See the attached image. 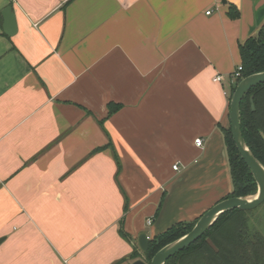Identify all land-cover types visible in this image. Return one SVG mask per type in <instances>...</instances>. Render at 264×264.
<instances>
[{
    "label": "crops",
    "instance_id": "1",
    "mask_svg": "<svg viewBox=\"0 0 264 264\" xmlns=\"http://www.w3.org/2000/svg\"><path fill=\"white\" fill-rule=\"evenodd\" d=\"M263 22L264 0H0V264H131L229 194L230 75Z\"/></svg>",
    "mask_w": 264,
    "mask_h": 264
},
{
    "label": "trees",
    "instance_id": "2",
    "mask_svg": "<svg viewBox=\"0 0 264 264\" xmlns=\"http://www.w3.org/2000/svg\"><path fill=\"white\" fill-rule=\"evenodd\" d=\"M229 16H238L234 7H230ZM239 54L242 71L231 88L229 102L243 78L264 71V22L254 36L239 45ZM119 107L109 104V115ZM240 127L246 145L264 166V83L252 88L241 101ZM222 133L232 188L221 200L253 196L257 190L256 184L235 148L230 127L222 130ZM260 206L264 208V202ZM245 213L238 209L224 213L201 238L169 258L165 264H264V236L248 230ZM197 220L175 223L152 238L147 252L143 254L145 260L150 262L158 250L187 234ZM138 258L139 254L136 253L131 259Z\"/></svg>",
    "mask_w": 264,
    "mask_h": 264
},
{
    "label": "water",
    "instance_id": "3",
    "mask_svg": "<svg viewBox=\"0 0 264 264\" xmlns=\"http://www.w3.org/2000/svg\"><path fill=\"white\" fill-rule=\"evenodd\" d=\"M3 32L7 36H12L16 32L15 20L11 7L4 10ZM264 83V71L252 74L243 78L235 87L229 102V127L235 148L249 169L256 184V193L250 197H232L224 199L213 205L204 212L196 221L193 228L182 237L165 245L147 262L143 256L149 247V238L145 232L138 235L137 248L139 258L131 264H165V262L183 251L199 238H201L224 213L230 210L251 211L259 207L264 202V166L254 157L242 136L240 127V103L246 94L254 87ZM4 238H0V243Z\"/></svg>",
    "mask_w": 264,
    "mask_h": 264
},
{
    "label": "rangeland",
    "instance_id": "4",
    "mask_svg": "<svg viewBox=\"0 0 264 264\" xmlns=\"http://www.w3.org/2000/svg\"><path fill=\"white\" fill-rule=\"evenodd\" d=\"M247 226L250 232H259L264 236V208L259 206L254 210L246 211Z\"/></svg>",
    "mask_w": 264,
    "mask_h": 264
},
{
    "label": "built area",
    "instance_id": "5",
    "mask_svg": "<svg viewBox=\"0 0 264 264\" xmlns=\"http://www.w3.org/2000/svg\"><path fill=\"white\" fill-rule=\"evenodd\" d=\"M210 12H207L206 14L208 15ZM241 71H242V67L241 66H238L230 75L231 79L233 80V83L236 82V80L238 78H240V74H241ZM221 81V77L220 76H216L213 78V82H220ZM195 144L196 146L200 147L202 145V140L201 139H196L195 140ZM172 169L173 171H178L179 170V166L178 164H174L172 166ZM148 225L151 224V220H149L148 222Z\"/></svg>",
    "mask_w": 264,
    "mask_h": 264
}]
</instances>
